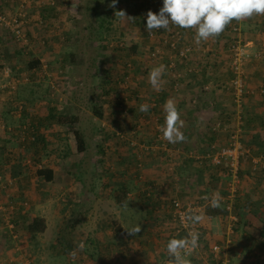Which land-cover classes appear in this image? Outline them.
<instances>
[{
  "label": "rangeland",
  "instance_id": "374dc122",
  "mask_svg": "<svg viewBox=\"0 0 264 264\" xmlns=\"http://www.w3.org/2000/svg\"><path fill=\"white\" fill-rule=\"evenodd\" d=\"M110 3L111 0H0V264H141L143 260L136 258L140 255L146 260L143 254L158 256L152 264H164L169 258L167 241L186 236L176 231L171 200L184 206L189 202L198 205L204 191L200 187L191 191L192 187L186 186L188 179L186 183L182 181V164L177 155L188 151L185 157L192 159L190 143H196L193 154L199 155L215 142L199 145L210 140L206 126L202 136L197 131L187 133L189 148L163 140L158 129L164 122L160 108L165 101L159 96L171 82L166 97L180 98L181 85L216 60L213 48L209 41L192 44L187 30L171 24L170 28L181 34L175 48L165 42L169 39L167 30L148 33L146 14L149 10L159 13L163 0H118L115 9L109 7ZM118 10L134 19L115 18ZM249 21L233 20L221 34L229 66L228 46L235 36L229 29L236 25L247 44L245 38L252 28ZM17 29L18 36L14 33ZM99 32L103 34L100 40ZM187 47L190 50L185 57H179L178 51ZM34 59L40 65L29 68ZM179 62L181 67L177 68ZM92 64L100 74L94 76ZM159 64H164L166 70L162 89L157 91L149 84L148 74ZM207 68L212 72V67ZM226 74L224 81L186 84L185 88L201 91L208 86L207 92L225 91L230 96L229 99L226 94L224 100L229 99L234 123L241 122L240 117L235 118L234 109L237 111L238 107L240 115L245 110L241 115L244 122L253 120L252 115L247 116L248 105L244 106L253 91L246 87L244 78L247 94L240 103L235 102L231 89H225L232 70ZM219 83L222 84L216 88ZM95 85L109 91L107 97L100 99L103 118L92 113ZM201 92L205 94L204 90ZM141 104L149 105L147 113L140 111ZM176 104L179 110L188 108V117V112L215 109L214 101L199 96L177 100ZM52 107L60 113H75L79 120L74 124L48 125L45 117ZM188 117L185 122L198 123ZM231 120L217 130L226 131L227 137L224 139V133H220L226 142L215 144L216 147L227 143L230 128L235 125L230 124ZM218 121L222 122L219 118ZM72 129L83 134L84 151L77 150ZM263 129L264 125H257L249 132L264 133ZM240 140L245 148V143L253 145V150L240 160V182L232 200L226 199L230 179L225 167L205 164L203 174L195 173L197 185L205 186L208 181L209 191H218L223 199L214 214L210 208L199 210L203 216L209 214L206 219L212 228L207 233L208 229L197 224L199 247L190 257L192 264H264V246L256 240V229L264 231V173L260 163L252 169L251 162L262 149L248 136ZM166 152L173 154L168 157ZM153 156L165 163L154 166L150 162ZM42 168L52 169L51 181L39 178L37 171ZM153 168H158L156 173L163 176V184L156 177L146 180ZM125 171H135L138 188L147 191L142 198L134 192L146 211L137 206L139 202L129 201L132 194L123 195ZM227 203L230 210L225 208ZM35 217L43 221L44 230L32 235L27 225ZM135 225H140L141 231L134 236L124 229ZM81 241L83 250L78 248ZM212 245L219 246L224 254L213 253ZM73 251L77 253L75 259L69 255Z\"/></svg>",
  "mask_w": 264,
  "mask_h": 264
},
{
  "label": "clouds",
  "instance_id": "9594fccd",
  "mask_svg": "<svg viewBox=\"0 0 264 264\" xmlns=\"http://www.w3.org/2000/svg\"><path fill=\"white\" fill-rule=\"evenodd\" d=\"M117 2L118 0H111L109 7L115 9ZM257 15H264V0H163L159 13L151 10L147 12L146 30L148 33L159 29L170 30V24L178 28L193 29L195 43L199 45L221 35L233 20L240 22ZM114 16L121 20L134 19L128 17L124 10L115 11ZM165 70L164 64L150 69L148 82L153 89L157 91L162 89ZM148 110L149 105H140L141 112L147 113ZM163 112L164 122L158 129L162 133V139L170 144L184 142L186 137L181 129L185 125L173 98L165 101ZM202 198L213 208H219L223 199L218 191H213L211 196L206 195ZM181 220L185 222V227H190L191 230L182 238L171 237L167 241L166 251L169 258L164 264H192L190 257L199 247L200 232L196 230L195 225L203 223V214L197 209L189 208L182 214ZM124 229L133 236L141 231L140 225ZM84 247L81 241L78 248L83 250ZM69 255L75 259L77 253L73 251Z\"/></svg>",
  "mask_w": 264,
  "mask_h": 264
},
{
  "label": "crops",
  "instance_id": "0c3cea01",
  "mask_svg": "<svg viewBox=\"0 0 264 264\" xmlns=\"http://www.w3.org/2000/svg\"><path fill=\"white\" fill-rule=\"evenodd\" d=\"M249 19H250L249 22L251 23L250 26L253 29L251 28V30L248 32V39L245 38V41L247 43L246 48H247L248 52L254 53L255 51L261 49V47H264V15L253 16L252 18H249ZM185 30H187L189 41L192 42V44H194L195 43V40H194L195 30H193V29H185ZM208 41H209V43H211L210 45H212V48H213L212 49V51H213L212 56H215L216 60L213 61L212 65H210V64H209V66L204 65V68L202 69L201 74H196L195 76H192L193 80H190V81L188 80L189 82H185V84L181 85L182 86L181 91L183 90L184 93L183 92L181 93V91H180V93H178L180 98L175 99V97H173V99H175V102L177 103V100H181V101L187 100V99H189L191 97H195V96H199L202 98L204 97L206 100H209V101L211 100V101L215 102V109H208V110L203 109V110H199V111H193L192 113L188 112L190 114V116L188 117L186 114V112L188 111V108L187 109L182 108L181 110H179V108H178V110L181 114V119H183L184 125H185L181 129L182 131L185 132V136H187V133L189 134V132H192V131H197V133H200V135L202 136L203 132L206 131V129H204L203 126H206L208 131H209V128L207 125H210V123L216 122V119H218V118L223 123L225 122L226 125H229V124H227L228 119H232L230 122L231 125L238 123V121L236 123H234V115L232 114V109H231L232 107H229V103H228L230 96L225 91H220V90L214 89V90H209L208 92L206 91L205 94H201L202 92L199 91L200 90L199 88H198V90L195 88H191V87H189L191 89L185 88L186 84L190 85V86L191 85L195 86L198 82L199 83H203L205 81L212 82L215 80L224 81V80H226V78H228V75L226 73H227V70L229 71V69H230L229 59H228V56L223 54V47L222 46H224L223 45L224 41L221 39V35L214 37V38H210ZM210 41H213V42H210ZM180 64L181 63L179 62V64L177 65V68L181 67ZM207 67H212L211 68L212 72H210V69ZM244 71H245L246 87H248L250 90L253 91L252 95L254 94L253 96H248L249 100L247 102L245 101L244 106H246V104L248 105L249 110L247 111V116L252 115L253 120L250 121L249 124H247V125L245 123L240 122L239 130H241V132L239 131L238 135L240 136V139L243 136L244 137L248 136L249 140L250 139L252 140V137H250V136L258 135V133H261V132L256 130L255 134L251 135L249 131H251V129H253L255 126L257 127V125L258 126L262 125L264 122V55L260 58H253V57L249 58L245 64V70ZM209 73L212 74V76L209 77ZM171 85H172L171 82L167 83V87H171ZM167 87H166V90H162V94L164 95L163 101H166L167 99H169ZM178 89H180L179 86H178ZM226 94L229 96V99L224 100ZM167 95H168V97H166ZM249 97H251V98H249ZM7 100H8V98H7ZM6 104H8V102H6ZM230 104H231V100H230ZM19 108L21 109L22 105H20ZM160 111H161L162 116H163L164 115L163 108H160ZM234 111L236 114L235 118H237V117L243 118V117H241V115L243 116V112H245L244 109H242L241 115L239 113V112H241L240 107L237 108V111H236V109H234ZM191 115H193V116H191ZM187 117H188L189 121L196 119L198 123L193 124L190 122H185V118H187ZM221 124L222 123H220V125ZM242 125L244 127V130H242ZM194 126H197V127H194ZM193 129H195V130H193ZM214 131H217V130H214ZM222 131H217V132L211 133L210 140L205 142V143L201 141V143L199 145L201 147H204L208 143H210V144L214 143V142H215V144L225 143L226 140H224V139L227 137V133H224L226 131H223V132ZM220 133L221 134L224 133V135H223L224 139H222V140H221L222 135L220 136ZM190 139H191V137H190ZM212 139L214 140L213 142H211ZM187 143H189V142L185 141V143H180L178 145H180V146L182 145L185 148H189V147H187ZM4 144H6V143H4ZM195 144L196 143H190L188 146L193 147ZM215 144H213V145L216 146ZM187 152L188 151L183 153L184 154L183 156L177 155V157L179 158V161L182 165H185L186 163H188L189 160H193V159L188 160V158L185 157ZM162 154H165V152H162ZM171 154H173V153H167L168 157ZM200 154H202V153H200ZM150 162L154 166H156V165H162V163H165V160L159 159V158L153 156L152 159L150 160ZM176 162H177V160H176ZM192 165L194 167L202 168V167L198 166V164L196 165V163H193V162H192ZM193 166H190L189 170H193ZM156 170L158 171V168L151 169V172L147 176L146 180L148 178H150L149 180H156V179H152V178L156 177L160 181V183L163 184L162 183L163 176H158L156 173ZM125 173H129V175H127ZM125 173L123 174V192H124L123 195L130 196L132 194L133 196L131 199L129 198V201H132L131 202L132 204H135V202H136V204H138L137 202H139V204L137 206H142V210L146 211V209L143 208L144 204L142 202H140L139 197L142 198V196H144L145 193H147V191L138 188V184H140V183H137L138 182V178H137L138 175L136 174L135 171L134 172L125 171ZM184 173H187V171H185ZM201 173L203 174L202 171H201ZM179 174H180V171H179ZM205 178L208 179L209 176H206ZM208 180H210V179H208ZM149 183H151V182H149ZM135 184H137L136 188L134 187ZM203 185L204 184L197 186V184H196V188L199 189V187H200L201 191L211 193V191H209L210 188L208 185V181H207L205 186H203ZM143 188H145V187H143ZM183 188H186V186ZM175 189H176V187H175ZM190 190L192 191V189H190ZM135 191L139 195L138 198L135 197V195H137L134 193ZM154 191L155 190L153 189V192ZM182 191H183V194L187 193V191L185 192V190H182ZM126 200L127 199L124 197L123 205H126V203H125ZM148 206L150 208H154V207L156 208L157 206H160V203H158L157 206H155V205H151V206L148 205ZM131 210L132 209H130V211ZM169 212H168V215H169ZM211 213L214 214L213 212H211ZM207 217L209 218V214L204 216V221L201 224V226L205 229H208L207 233H209V230L212 228V225H211V223H209L210 220L208 219L209 220L208 221L206 219ZM144 225L146 226V223H144ZM213 236H215V235H213ZM143 255L146 256V258H147L146 260L142 259L140 257V255H138L136 258L137 260L145 261V263H143V261H142L141 264H148V262H150V264H152V262L156 261V259L158 257V256H155L154 254H152L151 256H148L145 254H143Z\"/></svg>",
  "mask_w": 264,
  "mask_h": 264
},
{
  "label": "built area",
  "instance_id": "2783aa9c",
  "mask_svg": "<svg viewBox=\"0 0 264 264\" xmlns=\"http://www.w3.org/2000/svg\"><path fill=\"white\" fill-rule=\"evenodd\" d=\"M17 22V20H15ZM170 30H167L168 32V40L165 41L169 44V47L175 48L176 42L180 41L181 34L180 31L174 30L170 28ZM229 31L233 34H235L234 38L232 39L231 43L228 46L229 51V58H230V69L232 70V77L229 80V84L226 87L225 85L222 86L223 88L229 90L231 89L233 94V99L235 102L240 103L241 99H243L246 94L247 90L244 86V76H245V63L249 58H260L264 55V47L255 51L254 53L248 52L246 48V44L243 43L244 41L240 38L239 34V28L236 25H232L229 29ZM14 33L17 35L19 33V29L15 30ZM18 36V35H17ZM190 49L184 48L183 50L178 51L179 57H185L186 53ZM187 60V59H186ZM211 84V82H209ZM222 83L215 84V87L218 88ZM209 85V84H206ZM204 90H207L209 87L204 86ZM1 89V88H0ZM218 90V89H216ZM244 96V97H243ZM239 124H235L233 127L230 128V134L227 138V143L225 146H210L207 151L204 152V154L201 155H195L194 158L196 159H202L206 163L215 166V167H225L227 170L230 183L228 184V194H227V201L232 200L234 198V193L236 192V187L238 185L239 181V170H240V160L244 159V157H247L249 155V149L245 148L240 140L239 131ZM264 125V122H263ZM220 128V123L215 122L212 125L210 124L211 130H218ZM264 130V129H263ZM193 155L192 152L189 153V156L191 157ZM258 157H252V169L255 168L257 163H260V171L264 173V153H261L260 155H257ZM254 165V166H253ZM8 182L10 183V179H8ZM2 183V174H0V184ZM212 192H204L199 197V203L198 205H195L193 202H189L187 206L181 205V203L174 199L172 200L173 205V212H171L172 221L175 222V225L177 227V232L186 233L189 230H191L190 227H185V222L181 220L182 214L186 213L189 208L197 209L203 211L205 208L210 209H216L210 206L209 202L204 200L202 197L204 196H211ZM193 204V205H192ZM230 203H227L225 208L227 210H230ZM195 228L197 230V225H195ZM210 250L213 253L216 254H224L223 250L217 246L212 245L210 247Z\"/></svg>",
  "mask_w": 264,
  "mask_h": 264
},
{
  "label": "trees",
  "instance_id": "16d2710c",
  "mask_svg": "<svg viewBox=\"0 0 264 264\" xmlns=\"http://www.w3.org/2000/svg\"><path fill=\"white\" fill-rule=\"evenodd\" d=\"M100 27H102V25H100ZM98 29H99V27H98ZM101 31L104 33V30H101ZM102 32H99L97 34L98 40H100L102 38V36H103ZM135 50H136V47L134 45L132 47V51L134 52ZM71 57H72V62L75 63V60L73 59V57H75V56L72 55ZM39 65H40L39 61L34 59V60L30 61V63L28 64V67L29 68H34V67L39 66ZM92 68L96 70V71H94V74H95L94 76H96L97 73L100 74L99 72H101V71H99L93 64H92ZM125 78L126 77L123 76V81H124ZM93 89H94L93 92H95V95H96V100H95L96 102H94V104L92 105V113L97 118H103L104 112H103V107L101 106V100L100 99H101V97H103V98L105 96L107 97V95H109V91L107 89H104L102 86H99V85H95V87H93ZM202 90H204V89H202ZM204 92H206V91L204 90ZM156 96H158V95H156ZM97 97L99 98V101H97L98 100ZM163 97H164V95L161 94L159 96V100L162 101ZM78 120L79 119H78V117H77V115L75 113H71L70 115L66 114L64 112L60 113L53 107H52L51 111L47 114V116L45 117V121L48 123V125L53 124V123L59 124V125L74 124V123H77ZM160 121H161V119H160ZM241 122L245 123L247 125V124H249L250 121L245 120V122H244V120L241 118ZM221 123L223 124V122H221ZM72 132L74 134V138H75V141H76V144H77V150L78 151H84V137H83V134L81 132H79V130H77V129H72ZM209 132L210 133H214L215 131L209 129ZM251 137H252V140L258 144L259 148L262 149V151L258 155H260L261 153H264V151H263V148H264V133L262 132V133H259V135H253ZM33 140H35V137L33 138ZM245 146L249 149V151L253 150V145H251V144L247 145L245 143ZM207 149L204 150V152L207 151ZM189 151L193 153V152L196 151V149H194V147L193 148L190 147ZM204 152L202 151L201 153L204 154ZM195 155H197V154H193L191 156V158L193 160H189L188 163H186L185 165H182V167H179V171H180L179 175H181L182 181L185 182V180L188 179L189 183L186 186L187 187L191 186L192 188H190V189H192V191H194V189H198V188H196V182L194 181V179L196 178V174L195 173H198V171H201L202 169L204 170L205 164H207L209 166H212V165H210L208 163H205V161H203L202 159L194 158ZM199 155H201V154H199ZM192 162L196 163V165L198 164V166H200L202 168L194 167L192 165ZM190 166H193V170H189ZM213 167H215V166H213ZM185 171H187V173H184ZM192 173H193V175H192ZM37 174H38L39 178H41L44 181H51L53 179V171L50 168H42V169L37 171ZM182 175H184V176H182ZM214 212L215 211L213 210V213ZM43 230H44L43 221L40 218H38V217L37 218L35 217V218L31 219L30 223H28V225H27V231L30 234H32V235H35V234H37L39 232H42ZM256 232H259L258 233L259 237H257L256 240L259 241L262 246H264V231H258L256 229ZM70 250H71V248H68L67 252H69Z\"/></svg>",
  "mask_w": 264,
  "mask_h": 264
},
{
  "label": "bare ground",
  "instance_id": "6f19581e",
  "mask_svg": "<svg viewBox=\"0 0 264 264\" xmlns=\"http://www.w3.org/2000/svg\"><path fill=\"white\" fill-rule=\"evenodd\" d=\"M180 198V197H179ZM172 201V200H171ZM217 209V208H216ZM169 218V217H168ZM233 230V229H232Z\"/></svg>",
  "mask_w": 264,
  "mask_h": 264
}]
</instances>
